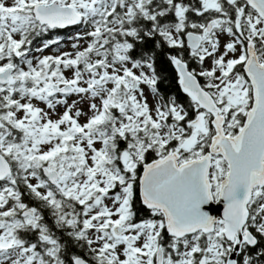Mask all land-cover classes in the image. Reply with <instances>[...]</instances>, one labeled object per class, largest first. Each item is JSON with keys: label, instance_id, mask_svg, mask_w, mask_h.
Masks as SVG:
<instances>
[{"label": "snow or ice", "instance_id": "1", "mask_svg": "<svg viewBox=\"0 0 264 264\" xmlns=\"http://www.w3.org/2000/svg\"><path fill=\"white\" fill-rule=\"evenodd\" d=\"M0 264H264V0H0Z\"/></svg>", "mask_w": 264, "mask_h": 264}]
</instances>
